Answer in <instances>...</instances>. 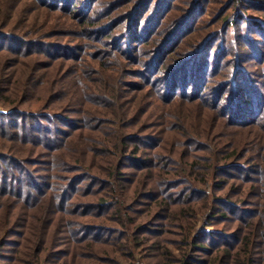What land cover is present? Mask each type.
Here are the masks:
<instances>
[{
  "label": "trees",
  "instance_id": "1",
  "mask_svg": "<svg viewBox=\"0 0 264 264\" xmlns=\"http://www.w3.org/2000/svg\"><path fill=\"white\" fill-rule=\"evenodd\" d=\"M223 1L0 0V264H264V0Z\"/></svg>",
  "mask_w": 264,
  "mask_h": 264
},
{
  "label": "rangeland",
  "instance_id": "2",
  "mask_svg": "<svg viewBox=\"0 0 264 264\" xmlns=\"http://www.w3.org/2000/svg\"><path fill=\"white\" fill-rule=\"evenodd\" d=\"M224 1L223 0H217V2H216V4H215V8H219L221 5H222V3H223ZM241 3V2H240ZM211 5H212V3L210 4V7H211ZM254 7V6H253ZM251 9H254V8H251ZM30 12V11H29ZM39 12H41V13H39ZM42 12H43V9L41 8V10L40 11H38L37 9H36V11L33 13V14H39L41 17H43L44 18V14H42ZM212 12V11H211ZM248 14H249V16H256L257 15V12H254V11H251L250 10V12H247ZM38 15V16H39ZM59 17H61V16H59ZM72 24H76L77 25V23L75 22V21H70L69 22V25H70V29L71 30H74V29H76V28H78V27H75L74 25H72ZM256 87H259V85H257ZM0 110H3L2 109V106L0 105ZM199 112H200V108L199 107H196V109H195V113H196V117H197V120H199L201 117H199L200 115H199ZM134 262V263H133ZM125 261V262H123L124 264H136L137 262H140V263H142L143 264V262L140 260V259H138V256H137V258L134 260V261Z\"/></svg>",
  "mask_w": 264,
  "mask_h": 264
},
{
  "label": "built area",
  "instance_id": "3",
  "mask_svg": "<svg viewBox=\"0 0 264 264\" xmlns=\"http://www.w3.org/2000/svg\"><path fill=\"white\" fill-rule=\"evenodd\" d=\"M136 264H142V263H140V262H137Z\"/></svg>",
  "mask_w": 264,
  "mask_h": 264
}]
</instances>
